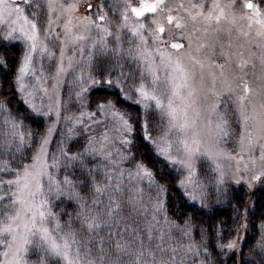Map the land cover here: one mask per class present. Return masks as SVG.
Instances as JSON below:
<instances>
[{"label": "snow or ice", "instance_id": "1", "mask_svg": "<svg viewBox=\"0 0 264 264\" xmlns=\"http://www.w3.org/2000/svg\"><path fill=\"white\" fill-rule=\"evenodd\" d=\"M0 26L2 39L24 43L9 87L31 110L0 98V264H264V212L245 259L238 230L201 226L197 240L192 218H174L169 203L176 190L207 205L228 195L229 180L264 187V0H0ZM98 53L104 60L93 64ZM8 63L0 58L6 75ZM70 72L82 108L91 88L115 96L62 117ZM32 114L54 119L41 133L26 124ZM77 126L87 135L72 151ZM139 144L174 182L158 179ZM225 159L235 162L230 176ZM241 218L247 231V207Z\"/></svg>", "mask_w": 264, "mask_h": 264}, {"label": "trees", "instance_id": "2", "mask_svg": "<svg viewBox=\"0 0 264 264\" xmlns=\"http://www.w3.org/2000/svg\"><path fill=\"white\" fill-rule=\"evenodd\" d=\"M21 48L17 43L6 44L0 38V58L8 59V69L9 74H5V71L0 70V98H8L11 101V107L14 111L21 115H26L30 113V109L23 100L19 93H15L9 87V85L14 80L15 71L18 62L21 58ZM97 92V97L102 95L115 96L116 92L111 91L107 88L94 89ZM127 105V104H125ZM127 110L136 112L139 111V107L134 105H127ZM26 124H29L33 129L38 128L42 133L48 125L45 118L36 116L32 114ZM83 140L79 139L76 142L69 144L76 145L72 148V151H77L83 146ZM54 149V145L51 147ZM137 155L143 157H149L153 160L155 167L163 173V175H158V179L161 182L168 180L174 182V171L170 166H165L157 162V158L152 156V150L150 147L144 144H139L138 149H134ZM205 167L206 178L210 179L211 172H207ZM228 195L224 198L217 200L215 194L209 197V202L207 205H201L199 202L186 201L184 197L181 196L179 191L170 190L169 203L175 205L173 217H183L185 215L190 216L194 222V232L193 235L197 240H199V231L201 226L208 231L214 226L220 225L221 223L228 225L229 227L224 229L225 234L228 232L240 231L242 233L243 239L241 241V246L245 254V259H247V252L250 247H252L257 239H259L258 231L261 223L260 217L262 212H264V187L259 186L254 191H249L245 187H230L226 189ZM210 192V191H209ZM212 192V191H211ZM248 208L249 224L247 231L244 230L241 225L244 223L242 217V210ZM230 264V261H229Z\"/></svg>", "mask_w": 264, "mask_h": 264}, {"label": "rangeland", "instance_id": "3", "mask_svg": "<svg viewBox=\"0 0 264 264\" xmlns=\"http://www.w3.org/2000/svg\"><path fill=\"white\" fill-rule=\"evenodd\" d=\"M97 1L100 2V0H97ZM40 2L42 3L43 0H40ZM0 28H2V26H0ZM42 35H43V33H42ZM2 36H3V32L0 31V38L1 39H2ZM122 39L125 42V47H127V40H128L127 35H123L122 34ZM2 41L5 42L6 44L17 43V45H19L20 48H21V54L25 50V46H24L23 41H7V40H4V39H2ZM47 42H48L50 48H52L53 50H58V47H59L58 43H56L55 41H53L51 39H49ZM57 54H58V52H57ZM69 54H71V53H69ZM101 60H104V56H102L101 54L98 53V54L95 55L92 63L93 64H98ZM50 63H52V61H49L48 59H44L43 60V65H44V68H45V74L46 75H50L54 71L53 68L49 67ZM105 63L106 64H110L111 60H107V61H105ZM121 63H123V65H124L125 72L133 73V72L137 71L135 64L130 63L128 61H121ZM27 79L29 81H31V77H29ZM74 79H75L74 74L70 72L64 78V82H63V84L60 87V101H61V116L62 117L65 116V115H69V116L78 115L82 110L92 111V110H94V107H95V102H96V99H97V92L94 89H98V88H91L90 89L89 93L86 94V95L89 96L90 99L88 100L86 107L82 108L81 104L79 103V101L77 100V98L75 96V92L78 91V89L75 87V85L73 83ZM49 86H50V82H49ZM110 90L116 92V90H114V89H110ZM46 103H47V101H46ZM124 104L134 105V106L139 107L138 105L131 104L130 102H127V101H125ZM39 117H42V116H39ZM42 118H45V117H42ZM45 119L47 120L48 124H50L52 122V120L54 119V117H49V118H45ZM85 119H87V118H85ZM232 127L234 128L235 125H232ZM94 128H95V134H97V135L101 131H103V128L101 126H94ZM64 130H65V123L62 120L61 123L57 125V128H56L55 132L53 133L52 142H51V144L49 146V151L50 152L55 151L56 145H57L58 141L61 139V132L64 131ZM77 131L80 132L81 134L79 136L75 137L72 141H70L69 144L72 143L73 141L76 142L79 139H82L83 143L85 142V138H86L87 133H83L81 131V126H77ZM110 134H112V133H110ZM53 145H54V149L52 150L51 147ZM224 147L228 151H233L234 149H236V144H235L234 140H228L227 143L224 145ZM204 164H205V167H207L206 171L207 172H211L208 169L206 161L204 162ZM221 164L224 166L225 171L230 176L232 171L234 170V167L233 168H229V165H233L234 166L235 162L234 161H228V160L225 159V160L221 161ZM198 166H199V163H198ZM215 175L216 174L214 172H211L210 179L213 176H215ZM226 179H228V177H226ZM259 186H260V184H259V182H257L254 185V187L251 190H249L247 188V186L244 184L243 181H241L240 184H236L235 181L229 180L228 183H226L222 187L225 188V189L230 188V187H234V188L245 187L249 191H254ZM209 191L210 192L212 191V186L209 187ZM239 233H240V237H241V241H242L243 236H242L241 230L239 231Z\"/></svg>", "mask_w": 264, "mask_h": 264}, {"label": "flooded vegetation", "instance_id": "4", "mask_svg": "<svg viewBox=\"0 0 264 264\" xmlns=\"http://www.w3.org/2000/svg\"><path fill=\"white\" fill-rule=\"evenodd\" d=\"M99 1L97 0H92V3L95 5L96 3H98Z\"/></svg>", "mask_w": 264, "mask_h": 264}]
</instances>
